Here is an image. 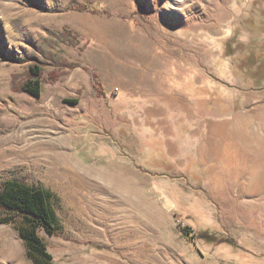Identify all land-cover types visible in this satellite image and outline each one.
Masks as SVG:
<instances>
[{
	"label": "rangeland",
	"instance_id": "374dc122",
	"mask_svg": "<svg viewBox=\"0 0 264 264\" xmlns=\"http://www.w3.org/2000/svg\"><path fill=\"white\" fill-rule=\"evenodd\" d=\"M71 1L0 0V187L21 178L50 193L60 235L39 230L49 264H264V206H216L192 165L166 170L153 135L173 127H153L145 106L165 90L203 115L264 100V0H75L98 12ZM36 56L39 98L12 89ZM33 129L61 132L65 159L129 179L142 207L95 211V197L111 196L25 166L17 137ZM0 264H38L11 223H0Z\"/></svg>",
	"mask_w": 264,
	"mask_h": 264
},
{
	"label": "crops",
	"instance_id": "0c3cea01",
	"mask_svg": "<svg viewBox=\"0 0 264 264\" xmlns=\"http://www.w3.org/2000/svg\"><path fill=\"white\" fill-rule=\"evenodd\" d=\"M175 91H158L145 104L154 107L153 127H173V132L155 133L154 141L162 139L176 167L193 166L216 206H264V100L222 115H203L189 113L195 103ZM180 112H188L185 140H177L174 129Z\"/></svg>",
	"mask_w": 264,
	"mask_h": 264
},
{
	"label": "trees",
	"instance_id": "16d2710c",
	"mask_svg": "<svg viewBox=\"0 0 264 264\" xmlns=\"http://www.w3.org/2000/svg\"><path fill=\"white\" fill-rule=\"evenodd\" d=\"M68 8L98 12V9L92 4H75V0L70 2ZM62 34H68V29H64ZM45 62L46 60H41L40 57L36 56L25 73V79L19 81L20 75L14 74L12 76V89L39 98L41 84L44 79L43 64ZM51 76L55 79L53 73H51ZM197 108L199 107L196 106V111ZM236 109H239V107L229 106L227 112ZM166 163L168 165V167L165 166L166 170L176 168L171 160ZM50 197V193L45 188L31 186L21 178L8 180L0 187V223H11L18 227L30 256L38 264H49L53 260V256L39 234V230L44 229L51 236L60 235L55 224L54 213L50 207ZM182 229L189 235L187 226H183ZM95 246L105 248L102 245Z\"/></svg>",
	"mask_w": 264,
	"mask_h": 264
},
{
	"label": "bare ground",
	"instance_id": "6f19581e",
	"mask_svg": "<svg viewBox=\"0 0 264 264\" xmlns=\"http://www.w3.org/2000/svg\"><path fill=\"white\" fill-rule=\"evenodd\" d=\"M21 133L17 137V143L20 146L19 153H24L21 156V162L25 166L35 168L40 172L43 171L47 175H49L48 173H54V175L56 173L57 176L59 171H61L60 169H62V172L67 177L71 180H76L79 185L94 189L102 195L111 196L110 200H105L98 196L92 202L89 201L95 207V211L99 207L102 211L103 209L114 211L119 208L133 206L134 204L142 207V196L138 195L136 188L130 183L129 179L122 177L120 174L113 173L112 170H102L101 168H92L86 165V167H82L78 161L65 159L64 151L67 149V138L61 132L53 133L50 130L33 129L24 130ZM33 151L36 152V158L28 156V153ZM43 154L45 157H42ZM2 163L5 167L8 166V161L3 160Z\"/></svg>",
	"mask_w": 264,
	"mask_h": 264
}]
</instances>
